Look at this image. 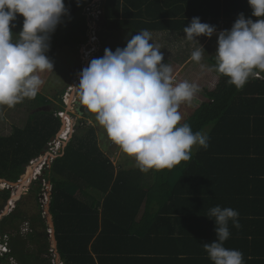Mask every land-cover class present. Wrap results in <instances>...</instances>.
I'll return each instance as SVG.
<instances>
[{"label": "trees", "instance_id": "16d2710c", "mask_svg": "<svg viewBox=\"0 0 264 264\" xmlns=\"http://www.w3.org/2000/svg\"><path fill=\"white\" fill-rule=\"evenodd\" d=\"M92 2L65 0L70 15L57 26L47 52L53 67L57 50L87 43L86 9ZM98 5L97 27L103 24L108 32L183 31L194 17L220 32L230 30L241 13L257 19L247 0H99ZM14 22L21 30L23 17ZM208 63L214 65L215 59ZM217 76L215 88L205 89L203 102L188 107L181 121L206 134L208 147H194L191 159L172 169L115 172L99 150L93 128L83 137L72 136L43 176L51 187L48 213L62 264H153L157 259L212 264L203 244L216 238L207 213L217 205L239 213L240 227L229 222L224 246L242 252L244 264H264V72L242 88ZM63 93L53 96L61 109ZM33 101L36 109L46 110L34 108L22 127L0 136V180L8 183L20 179L61 127L46 96L38 93ZM80 111L84 117L93 115L83 103ZM35 183L39 193L41 182ZM9 199L8 189L0 191V211ZM24 223L29 232L15 239L13 233L18 235ZM47 230L41 213L29 217L16 202L0 219V237L9 250L0 264L10 258L43 264L39 253L49 250ZM26 239L38 246L36 253H27Z\"/></svg>", "mask_w": 264, "mask_h": 264}, {"label": "clouds", "instance_id": "9594fccd", "mask_svg": "<svg viewBox=\"0 0 264 264\" xmlns=\"http://www.w3.org/2000/svg\"><path fill=\"white\" fill-rule=\"evenodd\" d=\"M247 3L257 19L254 22L241 13L230 30L217 34L212 66L202 63L206 53L197 38H211L215 27L194 17L183 29L186 39L198 44L191 61L237 88L264 72V0ZM69 15L65 0H0V119L5 118V108L37 96L45 83L40 73H53L47 56L50 38ZM17 16L23 17V24L14 35L10 25L14 27ZM151 39V33L142 30L123 49L106 48L102 57L92 59L81 71L76 87L83 106L108 140L145 173L172 169L188 162L194 147H208V136L181 123L179 111L181 104L193 101L199 87L187 80L176 82L173 67L162 63L163 53ZM238 217L232 208L209 209L207 218L214 221L216 238L203 247L212 264H244L242 252L224 246L230 236L229 222L240 227ZM8 252L0 237V256Z\"/></svg>", "mask_w": 264, "mask_h": 264}, {"label": "rangeland", "instance_id": "374dc122", "mask_svg": "<svg viewBox=\"0 0 264 264\" xmlns=\"http://www.w3.org/2000/svg\"><path fill=\"white\" fill-rule=\"evenodd\" d=\"M98 2L99 0H93L87 9L89 11L88 16L90 15L92 17L91 20L88 21V25L90 29H93V31L91 30L88 33V43H90L89 45L94 46L95 48V50H93L88 55L89 58H86L88 43L74 49L63 48L62 50L56 51L57 64L53 67L54 74L51 72L40 73L41 78L45 81V83L41 87L39 93L43 94L51 101V105L47 108H51V110L53 109V112L56 111V116H58L57 113L60 112L59 110L62 111V114H59V117H61V127L57 135L55 136L54 140L49 141V143L36 159H33L28 163V165L25 167L24 173L20 179L14 183V186L9 188L10 186L7 182L0 180V191L9 188L10 192V199L6 203V206H3V210L0 211V219L2 216L8 214L16 206V202L20 201V206L25 212H27L29 217H35L41 213V217H43L45 220V224L48 227L46 235L49 237L47 240L49 242V250L47 252L39 253V257L42 259L43 264H62L52 240V219L48 213L51 187L50 184L44 180L43 176L45 174V170L50 168L52 161L56 157L61 156L64 147L72 138V136L75 135L77 137H83L90 128H93V134L96 139L97 146L101 153L110 161L115 172L120 169L138 168L134 159L125 156L123 153H121L118 146L114 145L108 140L103 128L98 125L93 115H90V117H84L83 115L79 116L74 110L75 101H79L82 104L79 91L76 88L79 85L81 71L88 66L92 59L102 57L106 48L111 49L112 51H115L117 48L123 49L126 47V44L131 39V37L136 35V33L132 34L129 32H108L104 29L103 24H100L97 27L96 22L98 21L97 16L99 11ZM12 24H14V27L10 25L12 33L14 35H18L21 30L17 29L15 22H12ZM93 35L95 38L91 42L90 38ZM51 36H53V34ZM153 36V33H151V37ZM174 36L169 37L165 34V32L156 33L155 38L151 39V42L158 47H165L163 48L165 52H162L164 56L162 63H169L173 67V70H176L181 62L186 60L188 61V63H185L183 67L185 66V72H191V74L187 73L189 76L182 79V81L187 80L191 83H195L199 87L200 91L196 94L192 101L195 105H197L200 102L202 94V86H200V84L206 85L211 83L212 85L215 80H213L214 77L210 72L201 71L199 64L191 61L190 58H184L186 54H188L186 48L190 45V41L187 39H182V37ZM172 38L174 42L171 40ZM216 50L217 37L214 36L207 43V46L204 49L206 54L203 57L202 63L208 64L207 61H209L211 58L215 59L214 55ZM176 79L177 78H175V80ZM61 90H64V93L61 96V103L63 105L62 109L60 108L61 106L57 99L53 98V96L57 95ZM32 102H34L33 99H25L22 103L17 104L14 108L4 109L5 118L0 119V136H7L11 133L12 127H22L25 124L28 116L35 108V105ZM43 108L44 107L38 109L35 108V110H42ZM44 109L46 110V108ZM179 111L181 112V115L187 114V103L181 104ZM63 119L64 121L62 122ZM68 126H70V129ZM75 127L77 129H75ZM28 169H31V173L30 176L26 178L25 174L27 173ZM23 178L24 180L26 179V181L20 184ZM37 179L41 182V189L38 191L39 193H35L37 188L35 180ZM75 196L81 200L83 199L78 193H76ZM27 223L21 225L18 235L13 233L14 237H16L15 239H18L20 236L26 237L27 233L29 232V225ZM36 225L38 224L36 223ZM39 230L42 231V228H39ZM45 242V239L41 240V244ZM25 245V248L28 250L27 253H29V251H33L35 253L37 252L36 250L38 249V246L27 242V239ZM12 263L19 264L18 261L14 259L12 260ZM34 263H36V261Z\"/></svg>", "mask_w": 264, "mask_h": 264}, {"label": "crops", "instance_id": "0c3cea01", "mask_svg": "<svg viewBox=\"0 0 264 264\" xmlns=\"http://www.w3.org/2000/svg\"><path fill=\"white\" fill-rule=\"evenodd\" d=\"M150 33H153V37H151L152 39H154L155 38V34L156 33H163V32H165V34L167 35V36H169V37H172V36H174V37H182V39H186V37H185V35H184V33H183V31H176V32H173V31H156V32H154V31H149ZM135 33H138V32H135ZM135 33H132V34H135ZM219 32H216V33H214L213 34V36L211 37V38H206V37H204V36H201V37H198L197 39H198V42H199V44L205 49L206 48V46H207V43L214 37V36H216L217 37V34H218ZM173 37V38H174ZM173 38L171 39L172 41H173ZM163 40V39H162ZM162 40H161V42H162ZM170 40V41H171ZM169 41V40H168ZM171 41V42H172ZM174 42V41H173ZM196 47H198V44H196L195 42H193V41H190V45L186 48V51H187V53L188 54H186V56L184 57V58H186V59H189L190 57H191V53H192V51H194L195 50V48ZM162 50H161V52H165V50H163V48H165V47H160ZM168 48V47H167ZM169 55V54H168ZM168 55H167V57H168ZM208 62V61H207ZM185 63H188V61L186 60V61H183V62H181L180 63V65L178 66V68L176 69V70H174V77L175 78H177L176 79V82H180V81H182V79H184L185 77H188L189 75H187V73L188 74H191V72H185L184 70V67H183V65H185ZM206 65H209V63L208 64H206ZM210 66V65H209ZM200 67V66H199ZM185 72V73H184ZM182 73H184V74H182ZM212 75H213V77H214V79L213 80H215L214 81V83L211 85V83H209V84H206V85H202V84H200V86H202L201 87V92H202V94H201V99H200V102L197 104V105H195L193 102L192 103H187V108L188 107H192V108H197L198 106H199V104L200 103H202L203 102V91L205 90V89H207V90H212V89H214L215 88V86H216V84H217V81H218V76H217V74H216V72H210ZM187 75V76H186ZM190 78V77H189ZM53 230V229H52ZM56 246V245H55ZM153 264H177V263H172L171 261H169V260H164L163 261V259H157V260H153Z\"/></svg>", "mask_w": 264, "mask_h": 264}, {"label": "water", "instance_id": "95a60500", "mask_svg": "<svg viewBox=\"0 0 264 264\" xmlns=\"http://www.w3.org/2000/svg\"><path fill=\"white\" fill-rule=\"evenodd\" d=\"M79 106H80V103L78 101L74 102V110L75 112L77 113V115L81 116L82 115V112L79 110ZM55 137L51 138L50 140H54ZM25 180L24 178L21 180L20 184L23 183ZM8 183V182H7ZM19 184V183H18ZM8 185L10 186L9 188H11L12 186H14V183H8ZM9 188H7L9 190ZM51 225H52V222H51ZM52 240L54 242V245H56V242H55V239H54V236H52Z\"/></svg>", "mask_w": 264, "mask_h": 264}, {"label": "built area", "instance_id": "2783aa9c", "mask_svg": "<svg viewBox=\"0 0 264 264\" xmlns=\"http://www.w3.org/2000/svg\"><path fill=\"white\" fill-rule=\"evenodd\" d=\"M87 9H88V8H87ZM87 9H86V11L89 12ZM98 13H99V11H98ZM91 18H92V17L89 15V19H88V21H90ZM94 25H95V23H94ZM91 30L93 31V29H90V28H89V31H91ZM89 31H88V33H89ZM94 38H95V37H94V35H93V36L90 38V41L92 42ZM88 40H89V35H88ZM88 40H87V43L89 42ZM89 44H90V43H88V45H87L88 48H87V56H86V58H89L88 55H89L93 50H95L94 46H91V45H89Z\"/></svg>", "mask_w": 264, "mask_h": 264}, {"label": "bare ground", "instance_id": "6f19581e", "mask_svg": "<svg viewBox=\"0 0 264 264\" xmlns=\"http://www.w3.org/2000/svg\"><path fill=\"white\" fill-rule=\"evenodd\" d=\"M63 121H64V119H63ZM65 127H66V125H65ZM65 127H64V128H65ZM68 127H69V129H70V126H68ZM67 129H68V128H67ZM67 129H66V130H67ZM69 129H68V131H69ZM66 130H65V131H66ZM30 173H31V169H28L27 173L25 174L26 178L30 176ZM25 181H26V179H25Z\"/></svg>", "mask_w": 264, "mask_h": 264}]
</instances>
